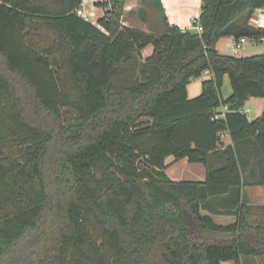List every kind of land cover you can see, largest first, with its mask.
I'll use <instances>...</instances> for the list:
<instances>
[{"label": "trees", "instance_id": "obj_1", "mask_svg": "<svg viewBox=\"0 0 264 264\" xmlns=\"http://www.w3.org/2000/svg\"><path fill=\"white\" fill-rule=\"evenodd\" d=\"M83 1L0 0V264L264 256V206L242 199L244 187L264 186V110L255 119L243 111L264 98V52L217 48L224 36L264 43V27L249 23L264 0H202V31L170 24L155 0L160 34L124 23L126 0L98 1L96 23L77 13ZM206 71L213 76L190 98L188 85ZM169 156L202 163L206 179H172ZM51 175L66 201L53 203Z\"/></svg>", "mask_w": 264, "mask_h": 264}, {"label": "crops", "instance_id": "obj_2", "mask_svg": "<svg viewBox=\"0 0 264 264\" xmlns=\"http://www.w3.org/2000/svg\"><path fill=\"white\" fill-rule=\"evenodd\" d=\"M95 2L96 0H84L82 7L85 11L94 13V20L96 21L104 15L105 10L103 7L96 5ZM161 3L165 9L170 24L177 25L181 28H193L194 20L197 19L201 13L202 0H161ZM156 4L158 3L155 0H126L123 7L122 21L126 22V24L131 27H135L131 24V15L136 13L135 10H139V12L145 16V11L149 6L158 10ZM249 23L251 25L264 27V7L258 8L254 11ZM138 29L149 32L147 28ZM217 48L222 52L235 53L237 55H240V50L243 49L235 52L233 36H224L220 38L217 42ZM153 51L154 47L150 44L143 50V54L147 57L150 56ZM211 76H213V73L211 71H206L201 78L191 82L188 85L189 97L194 98L198 96L202 92L203 80L210 78ZM222 94L225 99L233 94V88L228 74L224 76ZM248 103V108L245 109L244 107L243 111L248 115L249 119H255L262 114L264 110V98L252 97L248 100ZM222 139L225 145L232 144V139L228 132L223 134ZM167 164V173L174 180L204 181L206 179V169L202 163H192L186 158L176 161L173 156H169L167 158ZM177 166H179L178 169L174 168ZM171 168L172 170H170ZM242 199L246 204L264 206V186L251 185L244 187L242 191ZM203 212L211 215L216 222L222 224L232 223L236 220V217L230 214H212L208 210H203ZM262 257L264 258V256H247L248 259L246 260L249 261L248 264H264L261 259H258ZM243 264H245V262Z\"/></svg>", "mask_w": 264, "mask_h": 264}, {"label": "rangeland", "instance_id": "obj_3", "mask_svg": "<svg viewBox=\"0 0 264 264\" xmlns=\"http://www.w3.org/2000/svg\"><path fill=\"white\" fill-rule=\"evenodd\" d=\"M135 12H136L135 14L131 15V24L135 26L134 28L136 29L147 28L149 32H152L154 34H160L164 30L163 15L156 8H152L151 6H149V8L145 11V16L142 15V13L139 12V10H135ZM46 38L47 36L45 38H42V42H44V40H47ZM36 40H40V38L37 37ZM262 52H264V44L259 43L255 46L243 48L242 50H240V55L250 56V55L259 54ZM248 106H249V103L247 102L245 105V109H247ZM64 111H65L64 118H67V119L73 118V114L66 112V110ZM178 167L179 166L174 167V168L178 169ZM170 170H172V168ZM50 179H51V194H52L53 203L66 201L67 200V194H66L67 187L65 186V183H60L56 181L55 175H51ZM200 211L203 212L202 209H200ZM89 227L91 228V230L94 232V234L97 237L100 236L98 224L93 218L90 219ZM246 259L248 258L244 257L243 263L245 262V264H248L249 261ZM258 259H261V261L264 263L263 257L258 258ZM222 263L223 264H235L233 260L223 261Z\"/></svg>", "mask_w": 264, "mask_h": 264}, {"label": "built area", "instance_id": "obj_4", "mask_svg": "<svg viewBox=\"0 0 264 264\" xmlns=\"http://www.w3.org/2000/svg\"><path fill=\"white\" fill-rule=\"evenodd\" d=\"M98 1H103V0H96L95 4ZM77 13L80 16H82L83 18H85L86 20H89V21H92L95 23L98 21V19L96 21L94 20V18H95L94 13L85 11L82 6L80 8H78ZM195 21H196V19L194 20V22ZM193 27L195 29H197L198 31L203 30V27L199 23H196ZM233 38H234V50H235V52H238L242 48H247V47L255 46L259 43H263V38L259 39V38L247 37V36H243L239 40H237L234 36H233ZM227 110H228V106H224V107L220 108L218 111H221V113H224ZM223 134L224 133H221V136H223Z\"/></svg>", "mask_w": 264, "mask_h": 264}]
</instances>
